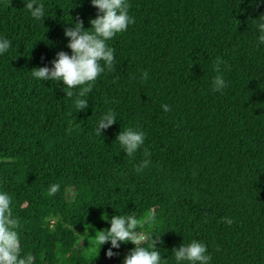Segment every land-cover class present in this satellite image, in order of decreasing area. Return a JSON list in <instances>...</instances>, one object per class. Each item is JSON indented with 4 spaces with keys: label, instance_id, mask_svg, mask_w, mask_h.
Listing matches in <instances>:
<instances>
[{
    "label": "trees",
    "instance_id": "obj_1",
    "mask_svg": "<svg viewBox=\"0 0 264 264\" xmlns=\"http://www.w3.org/2000/svg\"><path fill=\"white\" fill-rule=\"evenodd\" d=\"M26 2L0 0V36L10 41L0 55V190L22 253L33 264H121L131 242L106 257L109 244L98 250L93 229L109 227L102 213L132 211L152 216L144 228L159 236L165 264L193 238L210 264H264V45L251 22L264 0H128L134 23L108 41L112 67L83 111L74 106L82 86L69 97L61 81L30 70L69 52L63 28L77 17L90 27L95 7L41 0L45 17L35 21ZM217 57L222 92L211 86ZM108 108L117 120L96 135ZM129 126L145 132L132 156L115 141Z\"/></svg>",
    "mask_w": 264,
    "mask_h": 264
},
{
    "label": "clouds",
    "instance_id": "obj_2",
    "mask_svg": "<svg viewBox=\"0 0 264 264\" xmlns=\"http://www.w3.org/2000/svg\"><path fill=\"white\" fill-rule=\"evenodd\" d=\"M90 4L95 7L97 13L95 18H89L90 27L84 28L82 21L77 17L74 20L70 18L63 28V36L67 38L66 47L70 51H57L55 58L48 64L30 70V76L35 80L61 81L67 87L68 91L65 94L69 97L73 96L72 90L76 86H82L76 92L74 102L76 111L88 108L87 99L84 97L91 91L98 75L106 68L112 67L114 49L109 46L108 41L134 23L133 17L129 15L128 0H90ZM23 5L33 20L42 21V17H45V7L41 0H27ZM251 22L257 30V43L264 45V14H259ZM9 48V39L0 36V55L5 54ZM221 63L219 57L212 63V71L216 73L211 79L214 92H222L226 86L225 78L221 74ZM146 77L147 72L142 73L141 78ZM160 107L164 112L169 111L166 104H161ZM116 120V112L108 108L95 121L94 134L100 136L101 131L107 130ZM144 140L145 132L135 126L120 129L115 136L119 150L128 156L136 153L144 144ZM144 155L148 156L146 150ZM143 163L146 164L148 161L145 160ZM57 189V184H51L48 194H54ZM10 205L9 193L0 190V264H33L34 256L29 252L22 253L19 234L16 231L17 221L11 215ZM101 219L106 220L109 227L93 229V237L98 250L108 242L106 257L115 255L113 249H119L121 243L131 242L133 247L123 257L121 264H165L160 248L155 246L159 236H152L144 228L146 223H152V216L142 220L129 211L126 214L120 212L119 215H112L110 218L102 213ZM225 222L231 223L230 220ZM172 259L174 264H210L211 254L202 241L193 238L187 243H181L178 248H173Z\"/></svg>",
    "mask_w": 264,
    "mask_h": 264
}]
</instances>
